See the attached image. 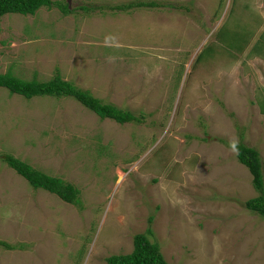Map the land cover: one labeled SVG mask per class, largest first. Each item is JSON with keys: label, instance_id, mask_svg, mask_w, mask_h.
I'll return each instance as SVG.
<instances>
[{"label": "rangeland", "instance_id": "obj_1", "mask_svg": "<svg viewBox=\"0 0 264 264\" xmlns=\"http://www.w3.org/2000/svg\"><path fill=\"white\" fill-rule=\"evenodd\" d=\"M52 1L70 13L1 19L0 74L60 76L138 120L0 88V155L80 191L69 204L0 162V264H108L149 228L170 264H264V218L244 207L259 192L231 147L264 164V0Z\"/></svg>", "mask_w": 264, "mask_h": 264}, {"label": "trees", "instance_id": "obj_2", "mask_svg": "<svg viewBox=\"0 0 264 264\" xmlns=\"http://www.w3.org/2000/svg\"><path fill=\"white\" fill-rule=\"evenodd\" d=\"M53 5L58 6L64 14L70 13L66 6L60 2L54 3L52 0H0V22L7 14H21V15H35L38 10L43 7L51 8ZM149 7L155 8L159 4L138 3L136 5H129L133 7ZM127 7L118 6L116 10L125 11ZM83 10L89 11L88 7H83ZM220 37H223L219 34ZM261 37V36H260ZM264 39V33L262 37ZM264 46L257 44L254 53L262 55ZM252 51V52H253ZM201 54L195 60L201 63ZM0 88L8 89L10 94H18L26 99H32L38 96H50L55 98H75L82 105L96 113L101 119H112L119 124H126L138 120L130 111L119 109L113 104H104L102 100L94 97L90 91L77 89L73 84L63 81L60 76H56L51 81L47 82H25L15 77L11 72L0 74ZM263 111H264V103ZM237 157L240 163L244 164L252 174L253 186L259 192V196L250 199L244 203V207L253 213H257L264 218V164L261 154L258 149L249 147L240 143L236 147ZM6 162L14 169L20 176L27 180V182L36 190H45L52 194H56L63 201L72 204H80V191L71 183H66L60 178L50 177L45 173L40 172L33 166L12 157L5 156ZM152 217L150 221L152 222ZM154 236V232L149 228L148 233L139 234L134 237V249L131 254L127 255H113L106 259L108 264H170L164 258L161 247L157 242L151 241L150 237ZM0 246H4L9 250L14 248L3 241H0Z\"/></svg>", "mask_w": 264, "mask_h": 264}, {"label": "clouds", "instance_id": "obj_3", "mask_svg": "<svg viewBox=\"0 0 264 264\" xmlns=\"http://www.w3.org/2000/svg\"><path fill=\"white\" fill-rule=\"evenodd\" d=\"M202 53V50L200 51V53H199V55ZM92 94V93H91ZM84 106V105H83ZM85 107V106H84ZM85 108H87V107H85ZM88 109V108H87ZM88 110H90V109H88ZM91 111V110H90ZM91 112H93V111H91ZM94 113V112H93ZM100 118V117H99ZM101 119V118H100ZM101 120H106V119H101ZM110 120H112V119H110ZM231 147H232V149L235 151L236 150V144L233 142L232 144H231ZM6 156V155H5ZM0 162L1 163H5L6 165H8L9 166V164L6 162V160H5V158H3V154L2 155H0ZM10 167V166H9ZM11 168V167H10ZM12 169V168H11ZM14 170V169H13ZM14 172L15 173H17L15 170H14ZM18 174V173H17ZM19 175V174H18ZM20 176V175H19ZM24 179V178H23ZM26 180V179H25ZM63 180V179H62ZM27 181V180H26ZM64 181V180H63ZM30 185V184H29ZM36 190V189H35ZM40 190V189H39ZM45 191V190H44ZM48 192V191H47ZM50 193V192H49ZM52 194V193H51ZM54 195H56V194H54ZM57 196V195H56ZM59 197V196H58ZM60 198V197H59ZM61 199V198H60Z\"/></svg>", "mask_w": 264, "mask_h": 264}]
</instances>
